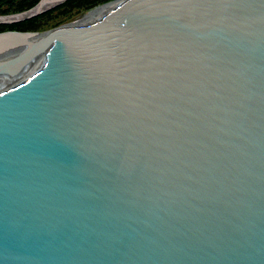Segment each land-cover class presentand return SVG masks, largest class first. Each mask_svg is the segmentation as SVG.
Here are the masks:
<instances>
[{
    "label": "water",
    "instance_id": "water-1",
    "mask_svg": "<svg viewBox=\"0 0 264 264\" xmlns=\"http://www.w3.org/2000/svg\"><path fill=\"white\" fill-rule=\"evenodd\" d=\"M66 27L0 32V264H264V0Z\"/></svg>",
    "mask_w": 264,
    "mask_h": 264
},
{
    "label": "rangeland",
    "instance_id": "rangeland-1",
    "mask_svg": "<svg viewBox=\"0 0 264 264\" xmlns=\"http://www.w3.org/2000/svg\"><path fill=\"white\" fill-rule=\"evenodd\" d=\"M37 1L38 0H34L31 5ZM108 1L113 0H64L45 9L32 18H26L15 22H1L0 32L7 30L50 31L61 26H66L71 22H76L87 10ZM25 3L27 2H23L22 0H1L0 14L24 10L30 6L21 7Z\"/></svg>",
    "mask_w": 264,
    "mask_h": 264
},
{
    "label": "bare ground",
    "instance_id": "bare-ground-1",
    "mask_svg": "<svg viewBox=\"0 0 264 264\" xmlns=\"http://www.w3.org/2000/svg\"><path fill=\"white\" fill-rule=\"evenodd\" d=\"M121 1H123V0H113V1H108V2H105V3H100L97 6H95L94 8H92L90 10H87L81 16V18H79L76 22L69 23L68 24V27H66V28H74V27H78V26H80V27L85 26V25L89 24L90 22H92L93 20H95L96 18L104 15L105 13H107L108 11H110L111 9H113ZM56 4H54V5H56ZM54 5H52V6H54ZM35 15H37V14H35ZM35 15H33V16H35ZM33 16H30L29 18H32ZM69 25H70V27H69ZM47 35H49V32H47V33L46 32H43V33H41L39 35H35V34L24 35L21 38V41H27V43L29 44V43H33V42H36L38 40H41L44 37H46ZM12 40H13L12 38L10 40L7 39V38H6V40H3V41L0 40V60L1 59H6V58H9V57H12V56H15V55L19 54L21 52V50H23L24 46H21V47L13 48L11 50L8 49L4 53L3 49L6 48L7 44L14 43V41H12Z\"/></svg>",
    "mask_w": 264,
    "mask_h": 264
},
{
    "label": "trees",
    "instance_id": "trees-1",
    "mask_svg": "<svg viewBox=\"0 0 264 264\" xmlns=\"http://www.w3.org/2000/svg\"><path fill=\"white\" fill-rule=\"evenodd\" d=\"M1 1V0H0ZM4 1H6V0H4ZM23 2H27V3H25V4H23L21 7H23L24 8V6H28V5H31V3L34 1V0H32V1H30V0H22ZM20 7V8H21Z\"/></svg>",
    "mask_w": 264,
    "mask_h": 264
}]
</instances>
